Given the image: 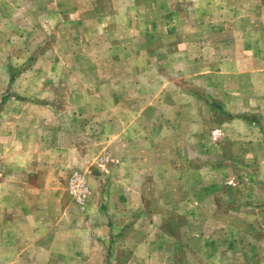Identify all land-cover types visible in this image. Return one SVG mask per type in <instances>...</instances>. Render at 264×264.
<instances>
[{
	"label": "rangeland",
	"instance_id": "374dc122",
	"mask_svg": "<svg viewBox=\"0 0 264 264\" xmlns=\"http://www.w3.org/2000/svg\"><path fill=\"white\" fill-rule=\"evenodd\" d=\"M263 125L264 0H0V264L138 263L122 239L162 220L187 264L164 201L188 166L206 219L264 236Z\"/></svg>",
	"mask_w": 264,
	"mask_h": 264
},
{
	"label": "crops",
	"instance_id": "0c3cea01",
	"mask_svg": "<svg viewBox=\"0 0 264 264\" xmlns=\"http://www.w3.org/2000/svg\"><path fill=\"white\" fill-rule=\"evenodd\" d=\"M223 110L228 114L231 109L229 107H223ZM239 121L240 123H249L248 125L250 126L255 125L253 123H257V125L259 124L256 117H251L249 122H246L247 120ZM234 123L238 124V119L234 120L233 124ZM156 127L158 132H160L161 130L159 129H161L162 126L158 125ZM260 128L264 129V125ZM145 142L153 145L151 150H158L157 147L159 146V149H162V146L166 145V142L158 138V134L149 138L148 142L147 139H145ZM173 142L174 141H170L169 143L171 144ZM255 142L257 143L259 140L256 139ZM147 148L146 144L145 148H140L138 153H125L124 159L128 161V170H131V167L134 166V163H131V161H136L137 158L140 161L142 157L147 159V156H144V154L148 152L146 150ZM168 152L160 153L168 154ZM154 153L160 154L157 152ZM174 155L178 156V153L173 150L170 151L169 156L171 159H174ZM156 157L157 156H154V158ZM138 166H140V163ZM197 169L198 168L194 166H188V168L182 170L180 177L184 178L185 176L186 179H188V177L191 176L192 182L190 184H174L171 186L170 190L173 189L172 192L178 190L180 194H178L176 198H166L164 201V206L169 207L176 212L175 217L180 224L178 227V239L176 238L175 240L176 242L178 240L181 242L178 243V247L175 249L177 256L184 257L187 260V264H224L223 260L225 257H237L236 261L243 260L244 258V262L241 261L240 264H257L258 254L260 252L264 253V243H262L264 236H260L257 233L254 234L251 230L240 231L237 217L229 216L228 213L218 216L209 215L208 219H206V215L202 214L201 211L197 210L196 206L193 205L196 201L194 199L195 196L193 197L194 192L199 199L202 198L203 192L206 193L200 201L202 204L208 205V199L212 201V203H216V197L213 193L217 190L214 186H211V184L209 185V181L208 183L205 182V171L199 173L200 171H197ZM195 175L198 176V179ZM167 187L168 186L164 185V188ZM159 188L162 189L161 187ZM167 189L162 190L165 191ZM218 189L225 190L229 188L222 185L218 186ZM212 206L215 205L213 204ZM163 221L164 220L160 221L157 225L156 221L150 223V229L143 233H139L137 237L135 234L131 235L130 232L127 233V236H124L122 239V250L125 249V251L127 250V253L137 257L138 263L133 264H171V260L168 258L172 256L174 252L171 251L169 244L173 237L165 231L166 228L164 226V229L160 228ZM172 229L173 228H171V231ZM131 240L133 241L131 242ZM42 245L46 248L45 253L50 251L48 244ZM53 247L54 246L50 247V249L52 250ZM75 250V253L78 254V248H75ZM233 260L235 259L233 258Z\"/></svg>",
	"mask_w": 264,
	"mask_h": 264
}]
</instances>
